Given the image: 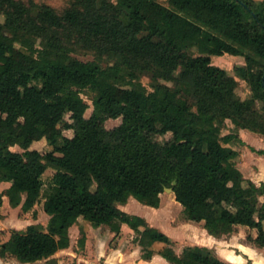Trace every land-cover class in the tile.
I'll list each match as a JSON object with an SVG mask.
<instances>
[{
    "label": "trees",
    "instance_id": "16d2710c",
    "mask_svg": "<svg viewBox=\"0 0 264 264\" xmlns=\"http://www.w3.org/2000/svg\"><path fill=\"white\" fill-rule=\"evenodd\" d=\"M1 17L0 181L11 186L0 206L7 198L29 213L43 201L51 217L48 231L14 230L1 257L48 259L70 247V229L84 219L117 234L128 225L151 260L152 246L169 244V236L119 205L134 197L159 208L167 188L210 235L247 226L254 232L248 240L264 248V182L245 178L239 151L228 146L238 133L224 134L230 120L236 130L264 135V106L257 105L264 103V0H66L62 9L0 0ZM226 54L245 57L237 71L251 97L240 99L239 81L213 63ZM110 119L122 123L108 130ZM169 133L161 144L158 137ZM43 139L54 150L31 148ZM159 254L172 264H230L199 246Z\"/></svg>",
    "mask_w": 264,
    "mask_h": 264
},
{
    "label": "rangeland",
    "instance_id": "374dc122",
    "mask_svg": "<svg viewBox=\"0 0 264 264\" xmlns=\"http://www.w3.org/2000/svg\"><path fill=\"white\" fill-rule=\"evenodd\" d=\"M35 1H44L58 9H62L66 5V0ZM158 1L169 6V0ZM0 20L4 21V17H1ZM194 54L198 55V51L194 50ZM76 56L82 60L93 59V56L91 55L76 54ZM213 63L228 70V72L239 81L237 96L240 99L244 100L252 96V90L249 83L244 80L237 71L238 67L246 65L245 57L226 54L221 57H213ZM142 81L150 90L152 89V78L150 75H145L142 78ZM171 84L172 83H170V85ZM94 95L95 94L90 89H86L82 93V96L90 103L93 102ZM257 105L259 109H262L264 103L262 101H258ZM92 113L93 107L87 111L86 116L90 117ZM66 122H72L70 114L66 116ZM121 123L122 119H110L106 122V127L108 130H112L120 126ZM63 129V136L69 138L74 136L73 130ZM239 131L240 130L235 129L234 124L230 120L227 121L224 134L238 133V138L228 146H231L239 151V157L236 159V162L245 178L250 180L251 177L254 178L255 181L261 182V180L264 179V153H261V151H264V135L252 132L251 136L247 133L243 136H239ZM171 138L172 134L169 133L167 135L159 136L158 141L161 144H165ZM63 142V138H61L59 140V144H63ZM31 148L41 152L54 150V147L45 139L35 142ZM13 150L17 152L23 151L19 146L13 147ZM53 174L54 171L49 170L43 176L45 181V191L51 182ZM162 197L164 198L166 210L164 209V211L161 212L163 215L161 219L160 214H156L154 217L159 220H163L164 223H169L170 227L171 225H177L178 223L187 220L184 208L179 206L176 202L174 193L166 191L162 194ZM262 200H264V198H262ZM5 201L8 203L7 198ZM139 203L141 202L139 201ZM141 205L143 204L141 203ZM50 219V215L44 210L43 201L36 206L35 211H31L29 213H23L21 207L13 208L10 203L9 205L7 204V206L3 204L0 206V247L3 243L10 239L14 230L26 231L30 225H37L42 231H48ZM123 226L124 225H122L121 232L117 234L107 225L96 228L84 219H80L78 223L70 229L71 245L69 248L57 252L54 256L48 259L37 261L33 264H143V261L146 260L143 258V250L138 242L139 235L129 226H124L125 228ZM203 226L204 224L198 225L194 228L192 227L191 231H193V233L197 236H202L201 233L204 231ZM84 234H86V240L84 245H82L80 241ZM250 234H252L250 230L241 226L237 227V229L230 235H225L226 237L224 239V236L219 239L230 241L235 239V237H239V239L243 242H247L249 241L247 236ZM185 238V240H172L169 244L161 242L155 243L152 248L158 254L151 260H148L150 264H172L168 260H164V257L159 254L160 251L168 246L173 248L179 255H182L186 248L199 246L196 244L197 242L193 240L192 235H186ZM202 247L212 250L218 256V248H210L206 246ZM0 264L22 263L11 255L7 257H1L0 255Z\"/></svg>",
    "mask_w": 264,
    "mask_h": 264
},
{
    "label": "crops",
    "instance_id": "0c3cea01",
    "mask_svg": "<svg viewBox=\"0 0 264 264\" xmlns=\"http://www.w3.org/2000/svg\"><path fill=\"white\" fill-rule=\"evenodd\" d=\"M245 133H247L249 136H251L252 134V132L249 130L240 129L239 136L241 135L243 136ZM250 180H252L258 186L261 185L262 182H264V179L261 180V182H257L255 181L254 178H251V177H250ZM10 186H11V183L0 181V193H2L5 189L9 188ZM177 203L179 204V206H182L179 202ZM3 204H5L6 206L7 204L9 205V200H8V203L7 201H4ZM145 206L147 205H144V204L141 205V203H139L137 199H135L134 197H131L126 204L119 205V208L127 212L130 215H136V216H141L145 218L150 226L157 228L160 231L164 232L166 235L169 236L171 241L172 240L174 241L175 240H185L186 235H192L193 240L197 242L196 243L197 245L201 247L206 246L210 248H214V247L218 248L217 250L218 257L227 263H230V264H264V248L258 247L256 244H254L251 241L243 242L241 239H239V237H235V239H232L230 241L223 240L226 236H224L223 239H219V238H216L210 235L205 228L203 229L204 233L203 232L201 233L202 236L201 235L197 236L196 234L193 233V231H191V229L192 227L194 228L198 225L204 224L203 222L197 223V222H192L187 219L184 222L178 223L177 225H171L170 227L169 223L167 222L164 223L163 220H159L158 218L154 217V215L160 214V219H161L163 216L161 212L164 211V209L166 210L164 198L162 196H161V205L159 208H154L151 206L145 207ZM166 215L164 216L167 217ZM124 226L126 227L128 225L124 224ZM242 227H245L246 229L250 230L249 227L247 226H242ZM250 231L252 232V234L250 235H253L254 232L252 230ZM247 237H249V235ZM157 254L158 253H156L155 255ZM163 259L166 260L165 258ZM143 264H150V262L146 260V261H143Z\"/></svg>",
    "mask_w": 264,
    "mask_h": 264
},
{
    "label": "water",
    "instance_id": "95a60500",
    "mask_svg": "<svg viewBox=\"0 0 264 264\" xmlns=\"http://www.w3.org/2000/svg\"><path fill=\"white\" fill-rule=\"evenodd\" d=\"M177 182L175 181L174 184H176ZM167 192L169 193H174V189L173 188H167L166 189Z\"/></svg>",
    "mask_w": 264,
    "mask_h": 264
}]
</instances>
